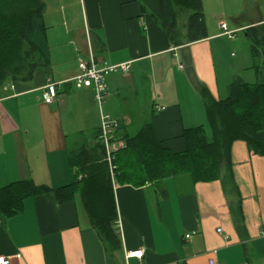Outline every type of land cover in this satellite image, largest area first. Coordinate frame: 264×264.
Instances as JSON below:
<instances>
[{"label": "crops", "instance_id": "obj_1", "mask_svg": "<svg viewBox=\"0 0 264 264\" xmlns=\"http://www.w3.org/2000/svg\"><path fill=\"white\" fill-rule=\"evenodd\" d=\"M44 1L49 66L37 68L28 81L0 87V186L31 179L56 188L70 181L69 153L89 147L100 125V110L95 125L92 89L77 87L72 79L78 61L90 54L97 66L104 61L129 65L104 76L103 105L114 115L118 147L151 123L162 146L180 152L184 129L206 125L198 87L222 98L235 79L231 64L225 73L216 65L226 35L206 28V37L188 41L186 13L181 26L178 22L181 42L174 44L157 22L161 0H74L73 7L59 0L54 17ZM241 12L229 30L264 21L255 6L246 17ZM46 78L59 83L51 103L41 97ZM133 116L138 121L129 135ZM231 156L236 191L220 179L193 182L185 173L140 186L113 180L121 244L114 253L91 225L78 195L61 203L52 193L28 197L19 213L0 214V256L8 264H126V252L142 249L128 264H208L209 258L219 264H264V156L243 140L233 142ZM236 205L238 219L231 211Z\"/></svg>", "mask_w": 264, "mask_h": 264}, {"label": "trees", "instance_id": "obj_2", "mask_svg": "<svg viewBox=\"0 0 264 264\" xmlns=\"http://www.w3.org/2000/svg\"><path fill=\"white\" fill-rule=\"evenodd\" d=\"M262 2L243 0L240 16L246 17L249 7L260 8ZM161 6L163 15L157 22L174 44L181 42L178 20L185 13L187 40L206 37L202 0H161ZM45 9L44 0H0V87L9 81H28L37 68L49 66ZM243 31L250 41L252 60L261 58L264 64V21L252 23ZM198 89L206 125L184 129L185 147L180 152L163 147L152 124L146 123L135 135L125 138L124 146L111 152L109 164L98 127L89 147L83 145L69 153L72 174L67 184L53 188L21 179L0 186V214L9 217L19 213L26 198L39 194L52 193L59 203L78 195L91 225L106 249L114 253L121 244L113 180L140 186L185 173L193 182L220 179L223 186L236 191L233 142L243 140L253 153L264 156V81L235 78L222 98H214L204 86ZM236 206L231 211L238 219Z\"/></svg>", "mask_w": 264, "mask_h": 264}, {"label": "rangeland", "instance_id": "obj_3", "mask_svg": "<svg viewBox=\"0 0 264 264\" xmlns=\"http://www.w3.org/2000/svg\"><path fill=\"white\" fill-rule=\"evenodd\" d=\"M46 2L47 9L51 13V16H53V13L56 11L53 4H55L56 2L58 3L59 0H46ZM64 2L67 3L68 7L74 6V0H64ZM242 6L243 0H202V10L204 13V19L208 31L214 30L215 32H221L219 24L222 22L226 23L228 29H232L234 26H236L233 21V16L241 10ZM260 13L264 17V0L260 6ZM246 21L247 18L242 19L241 23H244ZM178 22L181 26L182 20L180 19ZM223 40L225 41V43L223 47L220 48L221 53H218L219 55L215 54L218 71L225 73V68L228 64H231V67H228V71L233 73L235 78H239L247 82L264 81V64L262 63L263 61L261 60V58H257V60L254 61L252 60L250 55V41L245 36L244 31L242 29H239L231 40L226 36H223ZM121 72L123 71L117 68L105 74V77L112 74H120ZM228 75L230 74H227V76ZM95 108L96 125L99 119V108L97 102L95 104ZM102 109L105 115H109V113H107L108 111L106 110L105 104L102 106ZM118 110L119 109L117 107V111ZM112 116L114 117V115ZM137 121L138 117L133 116L130 126L127 127L129 135L134 134L136 130L135 124L137 123Z\"/></svg>", "mask_w": 264, "mask_h": 264}, {"label": "built area", "instance_id": "obj_4", "mask_svg": "<svg viewBox=\"0 0 264 264\" xmlns=\"http://www.w3.org/2000/svg\"><path fill=\"white\" fill-rule=\"evenodd\" d=\"M222 34L226 35L228 38H232V35L236 31L229 30L225 23H220L219 25ZM121 69L126 71L129 68L127 63L121 64H109L106 61L102 63L101 66H97L92 55H89L87 60L78 61V73L72 78L77 87H91L93 90V97L98 104L100 110V138L104 144L106 151V159L108 163H111V152L116 150L118 147L117 143H114V131L116 127V122L109 116L105 115L102 111V105L105 102L106 96V86L104 83V76L108 72ZM42 93L41 97L45 103H51L54 97L57 95V89L59 88V83L52 81L50 78H46L44 85L41 87ZM220 232L221 229L219 228ZM186 238L190 237V234L185 235ZM143 253L142 249H136L133 251H128L125 253L126 264H128V259L133 257H141ZM9 260L5 256H0V264H8ZM208 264H219L214 258L208 259Z\"/></svg>", "mask_w": 264, "mask_h": 264}]
</instances>
